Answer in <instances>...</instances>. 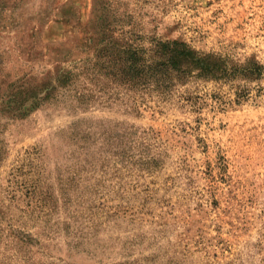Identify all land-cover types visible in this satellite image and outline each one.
<instances>
[{"label": "rangeland", "instance_id": "1", "mask_svg": "<svg viewBox=\"0 0 264 264\" xmlns=\"http://www.w3.org/2000/svg\"><path fill=\"white\" fill-rule=\"evenodd\" d=\"M101 21L264 64V0H0L1 89L81 56ZM247 90L0 121V264H264V81ZM81 120L136 131L91 167L61 137Z\"/></svg>", "mask_w": 264, "mask_h": 264}, {"label": "trees", "instance_id": "2", "mask_svg": "<svg viewBox=\"0 0 264 264\" xmlns=\"http://www.w3.org/2000/svg\"><path fill=\"white\" fill-rule=\"evenodd\" d=\"M105 24H96L81 56L31 69L6 89L0 84V121L22 120L45 107L75 115L118 101L137 111L135 94L163 101L194 83L227 85L239 103L247 96L249 83L264 81V64L254 57L235 61L197 51L178 39L148 37L115 27L105 30ZM135 131L124 123L81 120L61 137L78 149L77 159L92 167L94 162L118 157L116 151L130 142Z\"/></svg>", "mask_w": 264, "mask_h": 264}]
</instances>
